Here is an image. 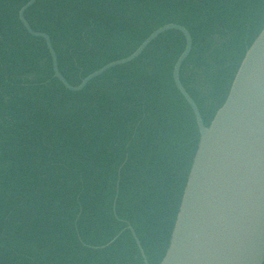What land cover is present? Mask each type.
<instances>
[{
    "label": "trees",
    "instance_id": "obj_1",
    "mask_svg": "<svg viewBox=\"0 0 264 264\" xmlns=\"http://www.w3.org/2000/svg\"><path fill=\"white\" fill-rule=\"evenodd\" d=\"M29 1L0 0V264H144L128 226L159 264L199 141L173 83L185 39L165 33L70 93L18 20ZM24 17L72 87L158 29L185 28L180 82L208 128L264 29V0H37Z\"/></svg>",
    "mask_w": 264,
    "mask_h": 264
},
{
    "label": "water",
    "instance_id": "obj_2",
    "mask_svg": "<svg viewBox=\"0 0 264 264\" xmlns=\"http://www.w3.org/2000/svg\"><path fill=\"white\" fill-rule=\"evenodd\" d=\"M37 0H30L18 13L27 34L45 42L52 71L63 88L80 93L108 71L136 61L160 36L178 32L185 50L173 68V83L190 107L199 141L169 243L159 264H264V29L247 51L228 97L210 126L180 82V70L192 51L189 32L179 25H166L153 32L128 58L111 63L70 86L58 69L50 38L34 32L25 13ZM115 215V203L113 206ZM137 249L147 264L133 229ZM116 237L110 247L118 238Z\"/></svg>",
    "mask_w": 264,
    "mask_h": 264
}]
</instances>
